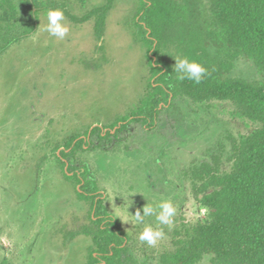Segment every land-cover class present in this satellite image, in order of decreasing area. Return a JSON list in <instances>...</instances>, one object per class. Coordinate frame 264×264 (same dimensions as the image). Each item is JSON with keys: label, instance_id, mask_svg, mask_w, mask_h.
<instances>
[{"label": "rangeland", "instance_id": "rangeland-1", "mask_svg": "<svg viewBox=\"0 0 264 264\" xmlns=\"http://www.w3.org/2000/svg\"><path fill=\"white\" fill-rule=\"evenodd\" d=\"M41 1L45 7L36 32L0 58V264H85L90 241L61 234L63 226L71 231L85 222V208L63 179L53 148L70 134L128 117L144 92L148 68L144 48L127 26L135 0L114 2L100 40L93 20L77 24L64 17L69 28L64 39L51 36L45 26L52 6L81 17L104 0ZM200 13L214 35L207 0L200 1ZM212 54L222 56L221 50ZM227 77L261 79L242 57ZM234 111L227 102L178 99L160 111L153 130L131 124L118 142L92 137L91 151L76 154L96 175L107 212L129 237L132 264H158L159 255L173 247L175 231L205 217L185 172L192 163L208 161L219 145L227 152L230 137L256 127ZM222 156L225 170L227 153ZM163 200L176 208L171 227L155 215L143 224L134 221L137 210ZM146 225L164 233L154 246L138 238Z\"/></svg>", "mask_w": 264, "mask_h": 264}, {"label": "trees", "instance_id": "trees-1", "mask_svg": "<svg viewBox=\"0 0 264 264\" xmlns=\"http://www.w3.org/2000/svg\"><path fill=\"white\" fill-rule=\"evenodd\" d=\"M114 1L106 0L81 19L68 18L77 24L92 18L100 40ZM135 1L127 26L144 48L148 68L145 89L129 116L109 125L113 129L122 122L114 136L94 127L75 133L54 148L59 151L55 157L65 159L67 172H73L66 174V164L59 158L63 178L86 206V222L77 227L73 222L75 228L69 232L63 226L61 234L90 240L85 264H132L129 237L121 230L120 221L107 212L94 173L84 162L72 164L78 152L86 151L85 137L90 134L108 140L131 124L153 130L160 111L172 108L178 99L198 105L227 102L237 116L256 127L247 135L230 137L227 152L219 145L208 161L187 168L185 176L193 198L206 214L194 225H182L175 231L173 247L159 255L158 264H201L205 254H211L208 264H264V0H207L214 35L202 22L201 0ZM44 7L40 0H0V58L36 32L37 14ZM212 49L221 50L222 56L212 54ZM178 57L200 63L208 74L199 84L180 79L174 69ZM240 57L255 66L260 80L227 77ZM223 152L227 153L225 170Z\"/></svg>", "mask_w": 264, "mask_h": 264}, {"label": "clouds", "instance_id": "clouds-1", "mask_svg": "<svg viewBox=\"0 0 264 264\" xmlns=\"http://www.w3.org/2000/svg\"><path fill=\"white\" fill-rule=\"evenodd\" d=\"M46 19L47 24L45 26V30L51 36L64 39L66 34L69 32V28L63 23V12L59 9L49 10L47 12ZM174 69L179 74L180 79H189L197 84H199L204 76L208 74L207 68L187 57L176 58ZM141 211L143 214H141ZM175 213L176 208L173 203L170 200H163L155 205V207L152 205H144L141 210H137L132 216L136 223L143 224L145 217L155 215V219L159 222V224L171 227ZM163 234L164 233L161 229H154L150 225H146L139 233L138 238L141 242H146L149 246H154ZM210 260L211 254H205L202 257V264H208Z\"/></svg>", "mask_w": 264, "mask_h": 264}, {"label": "flooded vegetation", "instance_id": "flooded-vegetation-1", "mask_svg": "<svg viewBox=\"0 0 264 264\" xmlns=\"http://www.w3.org/2000/svg\"><path fill=\"white\" fill-rule=\"evenodd\" d=\"M41 1V0H40ZM116 1V0H115ZM114 1V2H115ZM42 2V1H41ZM80 2L82 3V1L80 0ZM105 2H106V0H104V3L101 5V6H103L104 4H105ZM101 6H98V7H94V8H91V9H89L87 12H85V14L83 15V16H81V17H77V16H75V15H72V14H69L68 13V11H66L65 9H63L62 8V12H63V14H64V17H66L68 20H69V18H68V15L69 16H72V17H75V18H77V19H81V18H83V17H85L91 10H93V9H96V8H100ZM43 8H41L39 11H38V14H37V17H38V15H39V13H40V11L42 10ZM51 10H53L54 9V7L52 6L51 8H50ZM112 9V8H111ZM111 11V10H110ZM109 11V12H110ZM108 12V13H109ZM108 15V14H107ZM106 18H107V16H106ZM90 20H92V18L90 19ZM118 120V119H117ZM117 120H114L112 123H115V121H117ZM121 124H122V122H119L113 129L112 128H110V124L107 126V127H102V128H100V129H102L103 130V132H104V134L105 133H107V132H110L111 134H112V136H114V134H115V132L121 127ZM95 127H97V126H95ZM94 128V127H93ZM89 130L90 129H92L91 128V126L88 128ZM128 131V130H127ZM120 134H122V133H118V135L114 138V137H110V139H108V140H103V141H100L99 139H98V137H96V136H90V134L87 136V137H85V141H86V146H84V149L86 150V148H89V147H91L90 145H91V138L92 137H96L97 138V140H98V142L99 143H101V142H105V141H107V142H109V143H111V144H113V143H115V142H118L117 140H118V136L120 135ZM74 134H70L66 139H69V138H71L72 136H73ZM65 139V140H66ZM58 146V144L57 145H55L54 146V148L55 147H57ZM54 148H53V153H54V159H55V161H56V164L58 165V167H59V169H60V166H59V158L60 157H55L56 155H58V153H59V151L58 150H54ZM63 147H61V149H62ZM91 149V148H90ZM91 151V150H90ZM89 151V152H90ZM77 159L78 158H76V161L74 162V163H72V164H75V165H79V163L77 162ZM60 160H61V163H65L66 164V167L64 168V170H65V172H66V174H68V175H73V172H67V165H68V162L65 160V159H63V158H60ZM85 164H87L86 162H84ZM88 165V164H87ZM89 166V165H88ZM90 168V167H89ZM60 172H61V170H60ZM61 175H62V173H61ZM95 175V174H94ZM63 177V176H62ZM95 178H96V175H95ZM64 179V178H63ZM65 180V179H64ZM65 182L66 183H69V184H71L70 182H68V181H66L65 180ZM72 188H73V185H72ZM73 190H74V188H73ZM101 192V191H100ZM103 193V192H102ZM104 194V193H103ZM75 198H76V196H75ZM104 199H105V194H104ZM76 200H77V198H76ZM79 202V201H78ZM80 203V202H79ZM82 204V203H81ZM83 205V204H82ZM84 206V208H85V210H86V206L85 205H83ZM73 213V212H72ZM84 215H86V213H84ZM72 217H73V215H72ZM84 218H85V216H84ZM72 218H69V220H71ZM86 222V221H85ZM84 222V223H85ZM71 224H73V222L71 223ZM81 224H83L82 222L80 223V225ZM73 228V227H72ZM70 231V230H69ZM68 231V232H69ZM76 237H83V238H86V239H88L87 237H84V236H75V237H71L70 235H68V239L67 240H72L73 238H76ZM65 241H66V239H64ZM89 240V239H88ZM90 241V240H89ZM90 245H91V242H90ZM88 250H89V248H88ZM87 254H88V251H87Z\"/></svg>", "mask_w": 264, "mask_h": 264}]
</instances>
